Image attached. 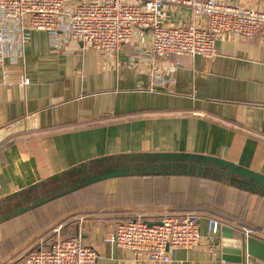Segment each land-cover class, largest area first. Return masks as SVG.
Returning a JSON list of instances; mask_svg holds the SVG:
<instances>
[{
    "label": "crops",
    "instance_id": "1",
    "mask_svg": "<svg viewBox=\"0 0 264 264\" xmlns=\"http://www.w3.org/2000/svg\"><path fill=\"white\" fill-rule=\"evenodd\" d=\"M220 1L264 7V0ZM195 20L190 6H164L166 27ZM25 36L23 46L13 38L0 61V217L71 184L64 172L83 164L104 170V158L212 156L264 175V37L224 35L218 55L207 60L159 58L149 51L147 31L115 54L66 38L56 49L45 31L28 29ZM157 75L165 88L156 87ZM100 184L103 196L80 211L65 207L84 188L56 199L62 208L54 200L0 223V264H20L30 250L72 236L97 250L98 264H150L103 241L130 217L150 223L167 215L199 217L200 245L174 250L171 264H223L224 226L235 238L250 232L264 243V197L235 186L188 176ZM211 218L221 224L216 234L208 230Z\"/></svg>",
    "mask_w": 264,
    "mask_h": 264
},
{
    "label": "built area",
    "instance_id": "2",
    "mask_svg": "<svg viewBox=\"0 0 264 264\" xmlns=\"http://www.w3.org/2000/svg\"><path fill=\"white\" fill-rule=\"evenodd\" d=\"M166 3L192 7L197 22L164 26ZM28 29L47 32L56 49L66 38L104 54H115L134 44L147 31L149 51L159 58L200 56L211 60L218 55L216 43L224 35L263 38L264 7L220 0H0V61L13 38L25 44ZM155 80L156 87L167 86L160 75ZM220 227L218 220L208 221L212 234ZM103 241L146 263L171 264L174 250H192L200 245V219L196 214L167 215L150 225L142 217H131L118 223ZM98 260L94 247L72 236L30 250L20 264H98Z\"/></svg>",
    "mask_w": 264,
    "mask_h": 264
},
{
    "label": "water",
    "instance_id": "3",
    "mask_svg": "<svg viewBox=\"0 0 264 264\" xmlns=\"http://www.w3.org/2000/svg\"><path fill=\"white\" fill-rule=\"evenodd\" d=\"M77 44L80 47L84 46L82 43L72 42V45ZM122 158H118L113 163L107 158L102 159L99 162L107 165L104 170L96 174H89L83 181L71 187L68 186L59 193L38 199L28 206L16 208L11 214L0 217V223L88 186L123 177L188 176L205 178L227 183L251 194L264 197L263 174L221 158L192 154H149L129 157L127 160ZM90 169L92 167L88 164H83L81 167L64 172L63 175H76L83 171L89 172ZM54 179L60 180L61 176H55ZM36 188L38 187L34 189ZM222 231L226 232L221 239L222 246L226 249L222 257L223 264H264L263 242L245 233L240 234L239 238H235L234 230L228 226H224ZM217 241L219 242L220 239Z\"/></svg>",
    "mask_w": 264,
    "mask_h": 264
},
{
    "label": "rangeland",
    "instance_id": "4",
    "mask_svg": "<svg viewBox=\"0 0 264 264\" xmlns=\"http://www.w3.org/2000/svg\"><path fill=\"white\" fill-rule=\"evenodd\" d=\"M98 184L99 183L84 188L82 191H80V192H83V193L78 192V193L73 194L74 195L73 197L70 196L71 199L69 200V203L70 202H74V204L72 205V207L70 206L71 208L66 205L65 209L67 211L69 210V211H73V212L80 211L82 208L84 209V208H87L88 206H90L94 200H96L98 198H101L103 196L102 195V190H101V188H102L103 185L102 184L98 185ZM223 184H226L227 185V183H223ZM73 185L74 184L69 185V187H71ZM228 185H230V184H228ZM62 190H63V188L60 189V190H57V192H55V193H59ZM99 190H101V191H99ZM48 196H50V195H46V196H44V198L45 197H48ZM58 200H56L54 202L60 203L59 207L62 208L63 205H61V204H63V203H61V201H58ZM66 200L67 199H64V201H66ZM213 201H214L213 199H210L209 203H211ZM209 203L207 205L208 206H211ZM54 206H56V205H54ZM214 207H218V205H214ZM211 208H213V207L211 206ZM214 209H216V208H214ZM224 213H225V211H224ZM208 215L213 216V217L221 216L219 214H214L213 212L209 213Z\"/></svg>",
    "mask_w": 264,
    "mask_h": 264
},
{
    "label": "flooded vegetation",
    "instance_id": "5",
    "mask_svg": "<svg viewBox=\"0 0 264 264\" xmlns=\"http://www.w3.org/2000/svg\"><path fill=\"white\" fill-rule=\"evenodd\" d=\"M96 173H97V172H94L93 169H90L89 172H86V176H85L84 178H83V177H82V178H81V177H80V178L78 177V179H76V177H75V176L78 175V174H76V175H71L70 177H71L72 179H71V178L69 179V180H71V181H70L71 184L69 183L68 185H64L63 190L65 189L66 186L68 187L69 185H72V184L75 185V184H77V183L83 181L84 179L87 178V176H88L89 174L92 175V174H96Z\"/></svg>",
    "mask_w": 264,
    "mask_h": 264
},
{
    "label": "trees",
    "instance_id": "6",
    "mask_svg": "<svg viewBox=\"0 0 264 264\" xmlns=\"http://www.w3.org/2000/svg\"><path fill=\"white\" fill-rule=\"evenodd\" d=\"M130 218H131V217H130ZM127 219H129V218H127ZM127 219H126V220H127ZM65 239H66V238H65Z\"/></svg>",
    "mask_w": 264,
    "mask_h": 264
}]
</instances>
